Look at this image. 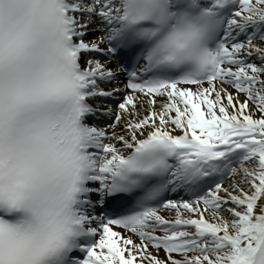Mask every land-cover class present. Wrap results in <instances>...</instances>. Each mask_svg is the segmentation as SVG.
Returning <instances> with one entry per match:
<instances>
[{"label":"snow or ice","instance_id":"snow-or-ice-1","mask_svg":"<svg viewBox=\"0 0 264 264\" xmlns=\"http://www.w3.org/2000/svg\"><path fill=\"white\" fill-rule=\"evenodd\" d=\"M0 264H264V0H0Z\"/></svg>","mask_w":264,"mask_h":264}]
</instances>
